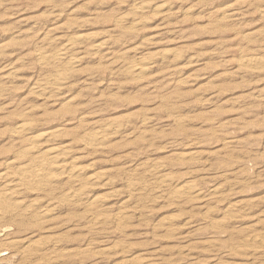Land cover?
Returning <instances> with one entry per match:
<instances>
[{
    "label": "rangeland",
    "instance_id": "obj_1",
    "mask_svg": "<svg viewBox=\"0 0 264 264\" xmlns=\"http://www.w3.org/2000/svg\"><path fill=\"white\" fill-rule=\"evenodd\" d=\"M139 1L0 0V171L18 149L12 131L25 114L34 126L30 136L61 130L78 166L96 178L87 199L117 191L119 201H110L106 215L120 208L132 182L147 188L136 201L139 212L110 235L90 231L84 208L64 203L37 227L0 221V230L10 229L0 236V250L7 240L43 237L59 243L50 251L63 264H121L143 255L156 264H264V251L253 257L254 245H243L246 236L264 235V62L243 65L248 56L264 57V0H144L151 8L136 15ZM231 11L237 15L223 19ZM81 35L96 42L108 37L109 50L86 52L74 69L51 58L63 43L56 37ZM142 60L156 64L128 74ZM9 70L10 83L1 78ZM57 73H67L64 89L41 97L37 84ZM111 123L124 129L112 131L102 148L84 145L85 133ZM157 167L172 180L163 195L150 174ZM101 172L112 188L98 185ZM186 182L205 193L223 191L209 205L210 220L200 201L176 203L170 196ZM236 204L238 210L227 211ZM190 219L196 223L187 229ZM167 224L177 231L167 232ZM105 246L111 249L105 255L94 253ZM15 250L0 264H29Z\"/></svg>",
    "mask_w": 264,
    "mask_h": 264
},
{
    "label": "bare ground",
    "instance_id": "obj_2",
    "mask_svg": "<svg viewBox=\"0 0 264 264\" xmlns=\"http://www.w3.org/2000/svg\"><path fill=\"white\" fill-rule=\"evenodd\" d=\"M151 6H152V3L148 2V1L142 0V1L136 2L133 5L134 13H136V15H141L144 13V11L150 9ZM158 7L162 8L163 6L161 5ZM236 15H237L236 11H231L230 13H227L223 17V19L230 20V19L234 18ZM117 24H118V22H117ZM54 40L58 41V42H63V43L61 44L60 48L55 52V54L51 58L54 60H57L58 62L63 63V65L66 64L68 67L73 68V69L77 68L80 65V63H82V61L84 59L83 55L86 52L93 51L94 53L97 54V53H101V52H104L106 50H109V46H110V40L108 37L99 41V42L94 41L93 38H91L87 35L70 36V37H67V39L65 41H63L61 37H56ZM164 55H166V54H164ZM38 56L41 60H44V61L49 60V57H50V56H46V54H44L43 52H40ZM164 59H166V58H164ZM162 60H163V58H162ZM263 62H264V57H260L258 55L257 56H248L247 58H245L243 60V65L247 68L252 67V66L255 67L259 64H262ZM155 64H156V61L147 63L146 61L144 62V60H142V62L140 64L138 63V65H136V66H128L126 71L128 72V74L140 75V74H143L146 71L150 70L151 68H154L153 66H155ZM65 75L57 73L53 76V78L48 79L41 84H37V86H36L37 92L40 93L41 97L46 96L47 99L53 97L51 95L53 92H59L62 89H64V85L66 84V81H67V77ZM13 77H14V73L11 72L10 70L8 71V73H4L1 76V78L3 80H5V82H9V83L11 82ZM27 116L25 114H23L21 116V120L18 121L16 128L12 131L13 132L12 133V141H13V143L16 144L18 149L14 152V155L11 159L9 158L5 161V163H4L5 168L0 171V221H3V222L4 221H9V222L12 221L15 223V226L17 224V226H19V227H26V226L32 227L34 225H35L34 227H37V225L42 224L43 220H45L47 217H49L51 213L53 214L54 210H56V209L58 210L60 204L68 203L67 205L69 206V203L70 204L72 203L73 205H79V206L84 208L83 210H85L86 213L88 214L87 224H88L89 230L92 232L93 231L99 232V230H101V232L103 231L104 233L107 231L106 234L110 235L111 233H113L111 230L117 231V230H120L122 228H125V227H123L125 221L131 219L133 216H135L139 212V205H136L137 204L136 201L139 199L138 196H141L140 192H143L147 188L144 187L145 188L144 189V188H142V186L140 187L138 184H136V182H134V183L132 182L128 188L129 190L127 192V196L124 197L126 199L123 200L122 202L120 201L121 204H119L120 206H118L120 208L117 211H115L116 209L114 208L115 210L114 209L113 210L115 211V213H113L111 215L109 214L110 216L106 215V214H108L107 212H109V211H107V208L110 205V201H112V200L114 201L116 199L119 201V198H118L119 195L116 194L117 191L116 190L114 191L112 189L113 192L110 193L107 197L104 195L103 198H102V196L101 197L96 196L93 199H90V197H88L89 199H87V196H86L87 194L85 195L87 188L94 187V185L97 184L96 182H92L90 184L89 181L92 180L93 178L95 181L96 178L94 176H90V175L87 176L84 173L85 170L83 169V167L78 166V164H77L78 158L75 157V155H73L74 153H73V148H72L71 144H69V142L66 144L63 141H61V138H60L61 130L60 129L55 130V129L49 128V129H46L44 131H41L37 136H30L31 132L34 130V126L28 120ZM144 122L142 124L146 123V122L145 123ZM117 124L115 125V124L111 123V124H108L104 127H100L97 130L95 129V131L85 133V135L83 137V140L85 143L84 145L86 147H92L95 149H99L102 146V143L104 142L103 140H107V138H110L109 134H112V131H114L116 129H118L117 131H119V129H122V130L124 129L123 126H121L122 124H120V125H117ZM117 133L115 132V134H117ZM228 144H230V142H228L227 145ZM95 151H99V150H95ZM187 156H190V155H187ZM153 167H155V166H153ZM162 170L163 169L161 167L160 168L157 167L154 170L150 171V174L159 179V186H157L156 190H154V191H156L158 194L163 195V192H165L164 190L170 186L169 182L172 180H170L167 177V175L163 174ZM109 171H111V170H109ZM100 175L102 176V172L100 173ZM100 175H98L99 179H101ZM107 177L105 178L104 176H102V178L104 180L101 179L102 183L98 184V185L101 184L100 187L112 188L113 182L110 180L111 177L110 178H107ZM99 179H98V181H101ZM112 180H113V178H112ZM173 184H174V182H173ZM221 191L222 190L220 187H215L214 189H212L208 193H205V192H203V190L199 189L196 186V184L194 185L193 182H186L181 187L177 188L174 192H172V194L170 196H172V198L176 201V203L177 202L181 203L185 200L186 201H188V200L200 201L202 203L201 205H202L203 209L206 211L205 213H203L204 214L203 216L205 219H209L210 218L209 205L211 204V202L214 199L220 197L221 193L223 192V191L222 192ZM27 193L40 194V195H44V196L40 199L36 198V200L33 199L30 202H28L29 200L25 199V198H27V196L24 198V195ZM158 198H160V197H158ZM26 200H28V201H26ZM56 200H58V201H56ZM115 205L116 204L114 202V206ZM238 207L239 206L237 204L230 206L229 208L227 207L228 208L227 211L230 212L233 209L238 210ZM113 210H110V211H113ZM170 219H171V217H170ZM166 220L169 221V219H166ZM7 223L8 222H6V224ZM170 223H172V222H170ZM195 223H196L195 221L190 219L184 224V226H185V228L187 227V229L193 228L195 226ZM4 225H5V223H4ZM7 225L8 226H4V227L9 228L10 224L8 223ZM174 226H172V224L165 226L166 231L168 229L167 232H169L170 229H172ZM174 228L176 229V227H174ZM183 228L181 230H183ZM9 230L6 229L7 232ZM51 230L53 231V228H51ZM123 230H121V231H123ZM179 230H180V228H179ZM181 230H180V232H181ZM6 231H5V229L2 228V230H0V236H3V233H5ZM44 231H47V230H44ZM49 231L50 230L48 229V231L45 233H50L51 231L50 232ZM176 231H177V229H176ZM25 233H28V230ZM176 233H178V232H176ZM44 235H46V234H43V236ZM260 235L254 234V235H250L248 237L246 236V238L243 240V245H246V247L248 245H254L255 249H254V247H251L254 250H252L250 252V255L253 257H256L260 253L262 254V251H264V235H261V236ZM51 236L52 235L49 236V239L55 238V237L53 238V236L52 237ZM4 237H8V235H6ZM36 237H38V236H36ZM36 237H34V238H36ZM34 238H32V239H34ZM56 238H57V236H56ZM30 239H31L30 237H27V238L24 237L23 239H15L14 241H12L11 239H10L11 241L7 240V242L5 244H3V250L2 249L0 250V257H6L10 254V252L12 250L14 251V249H16L15 253L22 255V257H23L22 259L24 261H27L29 264L30 263L31 264H63L64 263V262L61 263L63 260L62 261H60L61 259L59 260V258H58L59 255L58 256H57V254L53 255L52 254L53 250L50 251V248L53 249V247H51V246L55 247L59 244L57 241L54 240V242H48V241L46 242L43 240H46L48 238H43V237L38 241L37 240L31 241ZM19 247H21L20 250H18ZM248 247H250V246H248ZM54 249H56V248H54ZM110 250L111 249L106 248V246H105V248L100 249L99 251L94 252V253H97L98 256L99 255L102 256V255H105L106 253H108V251H110ZM81 251L83 252V254H84V252L87 253L88 247H87V249H84V250L82 249ZM54 252H55V250H54ZM78 254H81V253H78ZM159 256H160V254H159ZM67 257L69 258V256H67ZM155 262H156L155 257L143 255V257L137 256V257H133L131 259L122 260L121 264H156Z\"/></svg>",
    "mask_w": 264,
    "mask_h": 264
}]
</instances>
